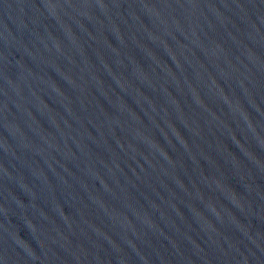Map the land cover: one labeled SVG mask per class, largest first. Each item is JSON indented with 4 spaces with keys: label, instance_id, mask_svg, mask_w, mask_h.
I'll return each instance as SVG.
<instances>
[{
    "label": "water",
    "instance_id": "obj_1",
    "mask_svg": "<svg viewBox=\"0 0 264 264\" xmlns=\"http://www.w3.org/2000/svg\"><path fill=\"white\" fill-rule=\"evenodd\" d=\"M0 264H264V0H0Z\"/></svg>",
    "mask_w": 264,
    "mask_h": 264
}]
</instances>
